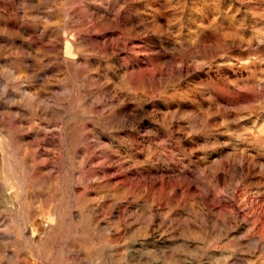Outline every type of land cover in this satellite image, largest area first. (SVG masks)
Here are the masks:
<instances>
[{
  "label": "rangeland",
  "instance_id": "1",
  "mask_svg": "<svg viewBox=\"0 0 264 264\" xmlns=\"http://www.w3.org/2000/svg\"><path fill=\"white\" fill-rule=\"evenodd\" d=\"M38 1L0 0V264H264V0Z\"/></svg>",
  "mask_w": 264,
  "mask_h": 264
},
{
  "label": "bare ground",
  "instance_id": "2",
  "mask_svg": "<svg viewBox=\"0 0 264 264\" xmlns=\"http://www.w3.org/2000/svg\"><path fill=\"white\" fill-rule=\"evenodd\" d=\"M16 3H17V5H18V8H13V7H11V9H12V13H13V22H12V24H13V26H14V29L16 30H18L19 31V33H20V30L22 31V32H24V30L26 29V28H28V27H30V29L32 28V33H33V35H36V34H39V38H42V36L46 33V26L45 25H43L39 20H36L34 17H31L30 16V13L27 11V9L29 8H31V7H33L34 6V4H38L39 3V1L38 0H16ZM106 11V10H105ZM107 12V11H106ZM92 15L93 16H95V17H99L98 16V14H95V13H92ZM33 18V19H32ZM108 22H110L111 23V21H110V19H109V21ZM4 27H5V25H4ZM5 30H6V28H3V29H1V31H0V33H2V34H5ZM35 71L36 70H32V75L33 76H35ZM31 100V99H30ZM12 164H13V162H11ZM11 164V165H12ZM24 180V179H23ZM54 189V188H53ZM23 190V189H22ZM26 191V190H25ZM33 194V193H32ZM34 195V194H33ZM53 195V194H52ZM39 198V197H38ZM34 199V198H33ZM44 200V199H43ZM50 200V199H49ZM46 201V200H45ZM44 201V202H45ZM46 205H47V203H45ZM43 207H44V205H43ZM47 207H49V206H47ZM46 207V208H47ZM45 208V207H44ZM43 208V209H44ZM45 208V209H46ZM50 208V207H49ZM41 209V208H40ZM22 210L24 211V214H25V216H28V211H29V204H27V203H24L23 205H22ZM48 210V209H47ZM53 212V211H52ZM35 213V212H34ZM51 213V212H50ZM55 213H57V211L55 210ZM45 214H47V213H45ZM36 215H38V217L40 218V220H41V223H42V225L44 226V225H46L45 226V228H46V230H47V223H45L44 221H43V217L45 216L44 214H41L40 212H39V214H36ZM50 215V214H49ZM58 216H56V218H57ZM38 218V219H39ZM53 218H55L54 217V215H53ZM54 220V219H53ZM38 222V221H37ZM51 223V222H50ZM51 228V226L49 225V229ZM52 229V228H51ZM94 241V240H93ZM92 241V243H94Z\"/></svg>",
  "mask_w": 264,
  "mask_h": 264
}]
</instances>
